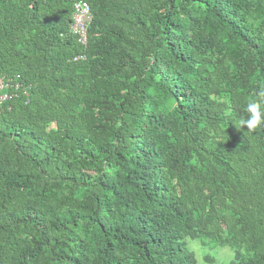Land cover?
<instances>
[{"label": "trees", "instance_id": "1", "mask_svg": "<svg viewBox=\"0 0 264 264\" xmlns=\"http://www.w3.org/2000/svg\"><path fill=\"white\" fill-rule=\"evenodd\" d=\"M0 77V264H264V0H0Z\"/></svg>", "mask_w": 264, "mask_h": 264}, {"label": "built area", "instance_id": "2", "mask_svg": "<svg viewBox=\"0 0 264 264\" xmlns=\"http://www.w3.org/2000/svg\"><path fill=\"white\" fill-rule=\"evenodd\" d=\"M91 17L88 3L85 1H77L74 3L69 33L75 36L78 43L82 46L87 41V29L90 25ZM13 83V79L0 77V105L16 97V93L21 86L19 83Z\"/></svg>", "mask_w": 264, "mask_h": 264}, {"label": "clouds", "instance_id": "3", "mask_svg": "<svg viewBox=\"0 0 264 264\" xmlns=\"http://www.w3.org/2000/svg\"><path fill=\"white\" fill-rule=\"evenodd\" d=\"M246 113L249 114L248 118L241 117L238 122L240 127L242 125H246L247 129L264 127V93L260 94V99H253L247 104Z\"/></svg>", "mask_w": 264, "mask_h": 264}, {"label": "rangeland", "instance_id": "4", "mask_svg": "<svg viewBox=\"0 0 264 264\" xmlns=\"http://www.w3.org/2000/svg\"><path fill=\"white\" fill-rule=\"evenodd\" d=\"M194 252L198 264H206L203 260L204 255H213L219 262H227L232 258V252L229 248L214 247L212 249L204 247L199 241H192L189 244Z\"/></svg>", "mask_w": 264, "mask_h": 264}]
</instances>
